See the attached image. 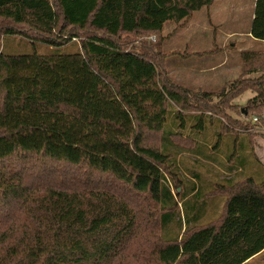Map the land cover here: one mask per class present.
<instances>
[{
	"label": "trees",
	"instance_id": "1",
	"mask_svg": "<svg viewBox=\"0 0 264 264\" xmlns=\"http://www.w3.org/2000/svg\"><path fill=\"white\" fill-rule=\"evenodd\" d=\"M213 2L0 0V264H244L264 254V169L248 134L264 136V54L243 53L248 79L214 92L164 73L168 56L197 55L164 54V24ZM147 34L159 42L148 52L127 47ZM249 34L264 42V0ZM6 37L56 51L11 55ZM246 91L237 109L230 101ZM183 153L217 182L180 176ZM209 194L225 196L219 213Z\"/></svg>",
	"mask_w": 264,
	"mask_h": 264
},
{
	"label": "rangeland",
	"instance_id": "2",
	"mask_svg": "<svg viewBox=\"0 0 264 264\" xmlns=\"http://www.w3.org/2000/svg\"><path fill=\"white\" fill-rule=\"evenodd\" d=\"M253 8L254 0H214L209 7L194 12L185 22L165 23L161 31L162 42L159 45L164 54L197 53L186 58L177 55L166 58L164 73L169 82L184 90L214 92L220 90L225 83L248 79L243 75L246 68L243 53L264 54V42L252 39L249 34ZM128 38L127 47L139 53L148 52L149 46L159 43L157 37L152 34L130 35ZM2 44L5 47L4 51L11 55L31 54L33 51L41 55L56 51L46 45L33 46L13 37H6ZM74 47L68 45L61 48V51L68 52ZM201 68L206 69L205 73L199 74ZM250 97L251 94L246 91L236 96L230 103L237 109H246ZM231 115L235 119L244 121L238 114L231 113ZM257 130L261 128L253 127L248 134L253 143V153L264 169V136H261ZM175 161L180 176L187 177V170L194 169L206 179L213 180V183L217 182V178H213V171L208 174L206 168L202 166L198 168L195 158L188 153L181 154ZM215 169L218 171L216 167ZM224 200L225 196L222 194L217 196L209 194L206 197L208 204L217 205L215 213L221 211ZM212 209L207 210V216L213 214ZM248 264H264V254L253 258Z\"/></svg>",
	"mask_w": 264,
	"mask_h": 264
},
{
	"label": "crops",
	"instance_id": "3",
	"mask_svg": "<svg viewBox=\"0 0 264 264\" xmlns=\"http://www.w3.org/2000/svg\"><path fill=\"white\" fill-rule=\"evenodd\" d=\"M211 69H213V68H211ZM205 71H206V69L201 68V69H199V74H203V73H205ZM252 259H253V258H252ZM252 259L246 261L244 264H248V263H250V261H251Z\"/></svg>",
	"mask_w": 264,
	"mask_h": 264
}]
</instances>
